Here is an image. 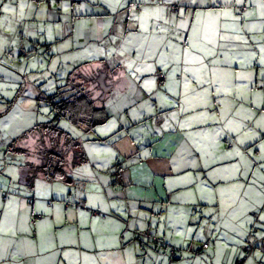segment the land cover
Masks as SVG:
<instances>
[{
    "label": "crops",
    "instance_id": "0c3cea01",
    "mask_svg": "<svg viewBox=\"0 0 264 264\" xmlns=\"http://www.w3.org/2000/svg\"><path fill=\"white\" fill-rule=\"evenodd\" d=\"M100 1L94 7L90 0H58L71 2L69 24L61 22L62 10L48 6V17L60 23L50 29L56 39L42 45L20 40L21 21H35L26 17L31 0H11L17 12L0 15L1 63L24 58L21 46L31 49L36 43L39 52L26 59L58 57L62 73H54L56 87L69 83V77L73 82L79 73H108L105 91L98 81L76 82L92 96L103 95L96 103L106 108V118L90 131L79 127L75 138L82 157L67 164L72 180H51L40 173L31 190L24 166L33 160L18 150L47 120L36 98L40 91L52 90L35 86L26 95L19 73L0 66V219L16 221L21 229L0 234L8 257L0 264H264L262 251L242 259L245 244L264 237L258 228L264 224L258 219L264 213L258 191L262 173L255 170L264 155V132L257 130L256 139L249 140L255 133L229 131L230 126L239 128L240 120L251 126L264 117V65L251 58L253 51L259 56L264 42L260 0H248L246 6L228 0H142L138 13L120 7L116 16ZM172 5H179V11L173 12ZM156 8L162 10L160 16L143 15ZM237 9L252 14L246 23L257 31L248 33L255 36L248 44L232 47L235 42L219 40L217 30L236 27L222 12L238 15ZM8 31L15 40L5 43ZM45 32L47 36L49 30ZM240 54L245 59L237 62ZM161 72L164 81H159ZM241 77H247L246 87ZM218 79L222 87L230 85V95L218 97L211 90ZM3 81L17 84L9 88L16 91L4 95ZM237 109L239 115H230ZM240 139L246 142L240 144ZM240 170L256 183L247 195L240 187L248 183ZM205 220L208 227L201 230L197 225ZM141 232L152 233L160 243L140 240ZM205 243L209 248H203ZM169 246L178 249L175 260L169 258Z\"/></svg>",
    "mask_w": 264,
    "mask_h": 264
},
{
    "label": "trees",
    "instance_id": "16d2710c",
    "mask_svg": "<svg viewBox=\"0 0 264 264\" xmlns=\"http://www.w3.org/2000/svg\"><path fill=\"white\" fill-rule=\"evenodd\" d=\"M9 0H5L7 2ZM180 6L178 5L179 11ZM176 11V12H177ZM175 12V11H173ZM24 33L21 32V36ZM22 48H25L27 51V54H24L22 52ZM40 50L39 45L36 43L32 46L31 49H27L25 46H21V56L23 57H30L34 54H37ZM104 70V69H103ZM107 70L102 72L101 69L94 72L93 74L86 76L81 73H79V78H82L84 81L88 82H100V87L102 88V91H105L106 88H108V84H106L105 81L108 79V73H106ZM74 73V72H73ZM163 75L164 78L160 79V75ZM159 81H164L166 79V74L164 72L159 73L158 75ZM78 80V81H76ZM80 79H74L73 82L72 79L69 77V83L63 85V86H57L54 91L51 93L40 91L41 93L38 95L37 102L41 105L48 106L51 113H52V119L46 120L45 122L41 123L39 126H36V130L33 131H42L43 134L47 133L49 136L54 137V139L51 141V146L44 148L41 150V152L36 156L37 161L36 162H28L25 164V184L27 187L31 190H33L37 177L40 173H44L47 175V177L51 180H64V181H71L72 178L69 176L67 172V162H66V153H64L58 146H56L54 143H57V138H63L66 142V145H74L76 143V138L74 135L68 130L62 128L59 123L64 119L68 118L71 124L77 125L78 127L90 131L94 129L97 125H100L103 123L102 119H105L106 117L103 116L105 114V109L103 107H100L97 105V98H94V96L90 95L89 92L86 91V89L83 87L82 84L76 83L80 82ZM104 82V83H102ZM264 89V83L262 85ZM71 92L70 94H67ZM18 94H16L13 98H5L9 103L12 104L16 99ZM103 95H99L98 97L102 98ZM15 99V100H14ZM95 118L101 119V121H95L92 122ZM13 145V144H12ZM78 146V145H77ZM12 147V146H11ZM21 147V146H20ZM17 150H13L12 153H14ZM18 151H23L22 148ZM75 158L82 157V152H78ZM76 161V160H75ZM74 161V162H75ZM73 162V164H74ZM33 198H31V201L33 202ZM254 217H258V214H255ZM257 221V220H256ZM257 228H253V232H256ZM258 230V229H257ZM252 235V234H251ZM137 237L147 243H153L158 244L160 243V239L156 238L155 236L149 234L148 232H141L138 233ZM205 244H208V247H204ZM203 244V248L207 249L209 248V243ZM250 244L252 246L251 252L247 253L244 249V253L246 252L249 254L247 257L243 258L244 261L249 259L250 256H253V253L256 248L258 247H264V237L259 238L257 243H253L251 241H248L246 245ZM165 244H163L164 246ZM172 250L174 251V254L172 253ZM169 258L171 260H175L178 256V249L174 246H169L168 250ZM243 256V255H242Z\"/></svg>",
    "mask_w": 264,
    "mask_h": 264
},
{
    "label": "rangeland",
    "instance_id": "374dc122",
    "mask_svg": "<svg viewBox=\"0 0 264 264\" xmlns=\"http://www.w3.org/2000/svg\"><path fill=\"white\" fill-rule=\"evenodd\" d=\"M72 1V0H71ZM78 1V0H75ZM132 0H101L100 1V5L103 7H111L112 9V15H117L116 13H118L120 7L121 8H128L131 6V8H133V11L135 9L138 10V8L143 5V1L142 0H137L139 4H135V3H131ZM70 3L65 4V3H61L58 2V0H31L30 3V8H27L26 11H28V14L26 15V17H30V19H33L32 17L35 18L34 22L31 21H21L20 25H19V33H20V40L24 39L26 41V39H29L31 41H36L38 42L40 45L43 44V42L46 39H56V35H54V32L50 31V29L55 25L58 24L60 22L57 23L55 16H50L48 17V9L50 7V5L52 4V10L57 11V10H62L63 11V17H62V21L65 24L66 23H70ZM121 3V4H120ZM120 4V5H119ZM90 5L96 7L98 6V0H90ZM105 5V6H104ZM49 6V7H48ZM77 4L75 5V8ZM80 8H84L83 6H80ZM50 10V9H49ZM135 10L134 12L138 13V11ZM170 10V9H169ZM109 11H111L109 9ZM67 20V21H66ZM5 26H10L12 23L9 20H6V16H4V20H3ZM184 25V27H187V23H181ZM47 26V27H46ZM34 27L35 28V32L30 33L29 32V28ZM46 29L49 30L47 36L46 35ZM25 31V36L23 38V36H21V32ZM31 34L30 36H32V38H29V34ZM4 42H9L11 40H15V35L13 31H8L7 34L4 35L3 37ZM18 59H20L19 62ZM58 57L55 58L54 61H51L49 59V56H42L39 59H35L33 61H30V59H26V57L24 58H20L18 57L15 61L12 60V58L8 57L5 58L3 61V63L0 62V66H4L8 69H11L13 72L16 71L18 72V76H19V82L20 85H22V87H27V91H26V95H29L31 93V90L35 87V86H40L44 89H51L52 91L55 90L56 86H55V80H56V75H54V73L57 74H61L62 72L59 71V61L57 60ZM14 61V62H13ZM58 74V77H60V75ZM10 75V74H9ZM80 74H76V79H80L79 81L83 80L82 78H79ZM81 76V75H80ZM6 80V79H5ZM6 81H10V80H6ZM6 81L4 82V95H10L9 93L11 92H15V90L9 89L10 86H18L15 83H8ZM18 82V84H19ZM85 85H88V81L84 82ZM97 95V96H96ZM94 96V95H93ZM94 98H98V93L95 94ZM40 108V107H39ZM43 110L41 111V113L44 114V116H42V118L44 117L47 118V121L49 119H52V113L50 111V109L48 107L42 106L41 107ZM43 119V120H44ZM59 125L64 128V129H69V131L74 135V137H76V134H79L81 132V129L77 126H74L72 124H70V121L68 118H64ZM54 139V137L49 136L47 133L43 134V132L40 131H33L27 138H25L22 142H21V148L24 152H28L29 154H31V158L33 160V162L37 161V155L41 152V150H43L44 148L50 147L51 146V141ZM58 141L57 143H54L56 146H58L64 153H66V162L67 164L69 163H73L75 160H78L77 158H75L74 156H76V154L78 152H80V148L74 144V145H66V142L63 138H57ZM106 151V149H105ZM21 156V155H19ZM10 161L9 163H13L12 161H14V158H12V156L9 157ZM185 207V206H184ZM183 207L181 206L180 209H182ZM187 208V207H185ZM264 214V213H263ZM261 215V213H260ZM201 223H199L197 225L198 228H200L201 230H205L206 227H208V221H200ZM164 225V224H162ZM175 228V226H174ZM188 228L187 224L185 226H182L179 229L180 234L186 230ZM258 228L260 229L259 233L264 232V227H261V223L260 225H258ZM173 229V228H171ZM181 230V231H180ZM183 234V233H182ZM204 234V232L202 233ZM255 251L257 252V254H260V251H262L264 253V251L262 250L261 247H258L255 249ZM254 251V252H255ZM247 252V251H246ZM244 253L243 251V258H245L244 256L247 255V253ZM252 256H250L249 258H251ZM250 264H253L252 261H250Z\"/></svg>",
    "mask_w": 264,
    "mask_h": 264
},
{
    "label": "snow or ice",
    "instance_id": "6c2138e0",
    "mask_svg": "<svg viewBox=\"0 0 264 264\" xmlns=\"http://www.w3.org/2000/svg\"><path fill=\"white\" fill-rule=\"evenodd\" d=\"M228 2L230 4H232L233 6L235 5H248V0H228ZM24 5L21 4L19 5V8L21 10V15H23L22 9H23ZM260 8H261V13H260V26H259V31L260 32H264V0H260ZM17 12V8L16 7H12L11 6V0H9V3L6 4L5 0H0V15H2L3 13H13L15 14ZM162 10L159 8L156 9H152V10H145L143 15L145 16H160ZM237 12L239 13L238 15L235 13H231L228 11H223L222 12V16L224 18H228L229 16L232 17L234 23L236 24V27L233 28H227L225 27V29L223 30V32H220L219 30H217V36L219 37V40L221 41H233L235 43H233L231 46L232 47H236L238 45H244V44H248L249 41H252L255 39V36H250L248 35V33H255L257 31V26L256 25H249L248 23H246L247 20L252 18V14L247 12V11H243L240 12L239 9H237ZM3 26V25H0ZM229 47L228 44H225V50H227ZM259 52V56H257V52L253 51L251 54V58L252 59H258V62L261 65H264V42L261 43V46L258 49ZM213 55H215V53H213ZM221 56H223V53L220 54ZM245 59V57L240 54L238 56V61H243ZM202 63V61H201ZM194 75V73L192 74ZM240 79L245 81V87L247 86L246 82H247V77H241ZM206 85H201V87H205ZM230 85L225 82L223 84V87L221 86V82L219 81V79L215 82H213V87H212V91L216 92L217 96H228L230 95V91H229ZM242 99V98H241ZM230 115L232 116H237L239 115V111L237 109V111L235 113H231ZM247 119L252 120L251 115L250 114H246ZM238 124L240 125L239 128L236 127H229V131L231 132H239V134L241 136H244L248 133H255L254 135H249L248 139L249 140H255L256 139V135H258L257 130H259V132H264V117L261 118L260 122L257 121H252V125L251 126H247L243 123V120L238 121ZM246 141L244 139H240L239 143L243 144ZM251 146V145H250ZM262 148H264V145H261ZM231 155V153H229ZM237 156H240L241 154L239 152L236 153ZM256 159V158H254ZM259 163L256 164L255 170L256 171H260L262 174L260 176V185L258 188V191L261 193L262 198H264V155L260 156L259 158ZM240 175L243 177V179L245 181H247V185H240L243 194L247 195V190L248 188L251 187H256V183L255 181H253L251 179L250 176H244L243 175V170H240ZM10 206V205H9ZM0 216H2V214H0ZM259 221L264 222V214L259 216ZM251 222V221H250ZM261 227H264V224L261 225ZM21 230L18 226H17V222L13 221L11 219H0V234H6V233H15L16 231ZM25 231H27V229H23ZM5 242L3 240H0V262L5 261L8 257L6 256V251L7 249L4 247ZM8 247H12L11 245H8ZM31 254V253H29ZM13 259H19L18 257H13Z\"/></svg>",
    "mask_w": 264,
    "mask_h": 264
},
{
    "label": "built area",
    "instance_id": "2783aa9c",
    "mask_svg": "<svg viewBox=\"0 0 264 264\" xmlns=\"http://www.w3.org/2000/svg\"><path fill=\"white\" fill-rule=\"evenodd\" d=\"M171 10L176 12L178 10V6L177 5H172L171 6ZM22 52L24 54H27V51H26L25 48H22ZM163 78H164V76L161 74L160 75V79H163ZM204 247L205 248L208 247V244H205ZM244 249H245V251H247V253H250L251 252V249H252V246L250 244H248V245H246V247ZM172 253L174 254V251L173 250H172ZM248 255L249 254H247L245 257H247Z\"/></svg>",
    "mask_w": 264,
    "mask_h": 264
}]
</instances>
